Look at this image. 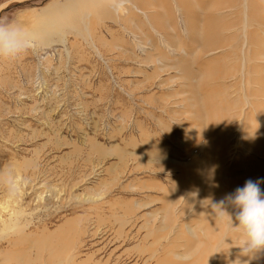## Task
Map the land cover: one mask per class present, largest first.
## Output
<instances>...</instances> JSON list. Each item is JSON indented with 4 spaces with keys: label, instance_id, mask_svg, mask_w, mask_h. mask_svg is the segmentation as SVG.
Returning <instances> with one entry per match:
<instances>
[{
    "label": "rangeland",
    "instance_id": "1",
    "mask_svg": "<svg viewBox=\"0 0 264 264\" xmlns=\"http://www.w3.org/2000/svg\"><path fill=\"white\" fill-rule=\"evenodd\" d=\"M65 1L0 0V22L32 36L0 57V174L13 181H0V264H264L241 253L235 208L233 221L213 205L264 180V23L246 0H191L192 14L152 0L132 16L124 0L105 16L83 0L70 25L53 7ZM206 147L207 185L193 168ZM61 225L58 255L40 252Z\"/></svg>",
    "mask_w": 264,
    "mask_h": 264
},
{
    "label": "clouds",
    "instance_id": "2",
    "mask_svg": "<svg viewBox=\"0 0 264 264\" xmlns=\"http://www.w3.org/2000/svg\"><path fill=\"white\" fill-rule=\"evenodd\" d=\"M31 46L32 36L25 27L15 21L0 22V57L14 58ZM261 183L264 180L248 179L243 187L236 188L234 193L213 203L218 214H228L232 220L233 214L228 211V206L235 208V224L245 235L244 243L240 246L241 253L249 257L264 252V192L260 188ZM177 259L186 262L191 255L186 253Z\"/></svg>",
    "mask_w": 264,
    "mask_h": 264
},
{
    "label": "bare ground",
    "instance_id": "3",
    "mask_svg": "<svg viewBox=\"0 0 264 264\" xmlns=\"http://www.w3.org/2000/svg\"><path fill=\"white\" fill-rule=\"evenodd\" d=\"M72 1H74V2H76V3H74V2H72ZM82 1L83 0H69V3L71 4V3H74L75 4V6H72L73 8L75 7V9H72V11H70V12H68V13H70V14H68V16H67V18H66V20H68L69 21V24L71 25V23L73 22V19H74V17L75 16H77L78 14H80V15H82L81 17H82V19H83V17L84 16H86V13H84V12H82V9L83 8H80L81 7V5L79 6V4L80 3H82ZM85 1H87V0H84V2ZM92 2L91 4H92V7L94 8V10L93 11H95V9H97L100 13H102L104 16H105V13H108V15H111L112 14V8H113V10H114V6H115V4L116 3H119L120 2V0H88V2ZM125 1H126V4H125ZM155 1V0H154ZM157 1V3H158V0H156ZM162 1V0H161ZM179 3L177 4L179 7H180V9L183 11V10H185V11H187V12H189V14H192V12L193 11H198V5H197V3H194V4H192L191 2V0H177ZM194 1V0H193ZM147 2H149L150 4H148ZM196 2V1H195ZM86 3V2H85ZM146 3V4H145ZM151 3H153V1L151 0H124V4H123V6H122V12L124 13V15H130V16H132L133 15V11H131L130 9H131V7H136V8H143V7H145V8H149L152 4ZM156 3V2H155ZM199 3H200V0H199ZM90 4V5H91ZM112 4H113V6H112ZM145 4V5H144ZM159 4V3H158ZM158 4H155V5H158ZM203 4V3H202ZM54 5V4H53ZM59 6V4H55V6H53V7H55L56 8V10H58L59 9V7H57V6ZM213 6L214 5H216V3L215 4H212ZM211 5V6H212ZM125 6V7H124ZM159 6V5H158ZM161 6L162 5H160V8L159 9H161ZM217 6V5H216ZM221 6V5H220ZM244 7H245V11L248 13H246L247 14V16L248 15H250L249 14V12H251L252 14H251V16H254V18L256 17V18H258L257 19V21H259V22H262V23H264V0H246L245 1V3H244V5H243ZM52 7V6H51ZM84 8H85V6H83ZM165 7V6H164ZM66 8H68L69 10L71 9V7L69 6V7H66ZM93 8H91V9H93ZM158 8V7H157ZM215 8V7H214ZM81 10V11H78V10ZM163 9V8H162ZM165 9V8H164ZM105 10H107V11H105ZM85 11V10H84ZM92 11V10H91ZM76 12V13H75ZM133 12V13H132ZM67 13V12H66ZM75 13V14H74ZM89 13V12H88ZM158 13V12H157ZM154 14L153 15V17H154V20H153V22L155 23V25H157L158 24V26L160 25V18H161V16H160V18H158L159 16H158V14ZM185 13V12H184ZM71 14H74V15H71ZM114 14H115V17L116 18H118V15L114 12ZM132 14V15H131ZM160 14V13H159ZM64 15V14H63ZM71 15V16H70ZM193 15H194V13H193ZM42 18H44V13H43V17H41V19ZM65 19V18H64ZM75 19H76V17H75ZM77 19H79V18H77ZM124 19H127V17H124ZM123 19V20H124ZM192 19V18H191ZM195 19V18H194ZM160 20V21H159ZM124 21H126V20H124ZM245 21H246V19H245ZM75 22H76V20H75ZM83 22V21H82ZM162 22V21H161ZM211 22H212V24H214V23H216V21H214V20H212L211 19ZM220 22V21H219ZM248 21H246L245 23H247ZM92 23H94V20L92 19V21H91V25H92ZM204 23H208L207 21L205 22L204 21ZM81 23H80V21H78V23L76 24V25H74V27L76 28V27H78L79 29H80V25ZM189 24H196V21L195 20H190L189 21ZM220 24V23H219ZM40 27H41V25H40ZM39 27V28H40ZM77 28V29H78ZM91 30V32L93 31L92 29H90ZM90 30H89V28H87L86 29V32H88V34L89 33H91L90 32ZM245 31L247 32V30L245 29ZM41 32H43V31H40V33ZM38 34H39V32H37V36H38ZM39 36H41L42 37V39H43V41H45L46 43H48L49 41L47 40V39H45V38H43V34L42 35H40L39 34ZM90 37H92L91 39H92V41L94 40V38H93V36H92V33H91V35H89ZM245 36V35H244ZM53 40V38H52V36L50 35V41H52ZM99 41V40H98ZM94 42V41H93ZM95 43V42H94ZM49 44V43H48ZM43 45V44H42ZM47 45V44H46ZM186 70V69H185ZM188 71V70H187ZM209 72V71H208ZM208 72L206 71L205 72V74H204V78L203 79H205V80H208L209 79V77H210V74H208ZM202 80V79H201ZM262 82H263V86H264V80H262ZM201 84H202V86L204 87V86H206L208 83H206L205 81H201ZM200 84V85H201ZM264 91V90H263ZM212 96H214V95H212V93H210L209 95H206L205 96V99H204V102L207 104V105H209V108H211L212 106H213V98H212ZM211 106V107H210ZM215 106V105H214ZM214 109V112L213 113H210V112H208L209 114V116L207 117V124H208V127H209V125H212L211 126V128L209 127V130L210 129H212L215 125H214V117L216 116L215 115V113L216 112H219V110L215 107V108H213ZM212 146V145H211ZM210 152V148L209 147H206L205 148V151L203 152V154H204V157H199L198 158V160L197 161H195L194 160V163H193V168L195 169V175H202V177H203V179H204V181H205V185H207L209 182H210V178H211V176H212V173H214V168H213V164L212 163H214V162H212L211 161V157H208V158H210V159H208L207 158V156H209L208 155V153ZM203 163V166H204V168H203V171L201 172V170L199 171L198 169H197V167L196 166H194L195 164H200V163ZM5 174V176H3V173H1L0 174V181H2V183H4V185H6V187H8V188H11V185H12V179L10 178V177H7V174L8 173H4ZM15 179H16V177H15ZM14 179V180H15ZM66 224V223H65ZM65 225H61V226H59L55 231H53V232H51L50 233V235H47L46 236V238L44 237V238H40L39 240H38V249L40 250V252H43V251H48V252H50V251H53L54 250V252H55V255H58V251H57V249H55V248H62V247H64V240L61 238V237H59V241L58 242H56L54 239L57 237V236H60V235H64V233L66 232V234H68L69 233V230H71V228H65L64 227ZM74 232V231H73ZM72 232V233H73ZM65 237V236H64ZM61 238V239H60ZM58 240V239H57ZM66 241V240H65ZM67 246V245H66ZM59 250V249H58ZM60 251V250H59ZM51 253V252H50ZM69 255V254H68ZM55 257V256H54ZM58 257V256H57ZM56 257V258H57ZM55 258V259H56ZM59 259V258H58ZM49 260H51V259H49ZM51 262V261H50ZM49 262V263H50ZM52 264V263H51ZM70 264H75L74 263V261H71V263ZM76 264H80V263H77L76 262Z\"/></svg>",
    "mask_w": 264,
    "mask_h": 264
},
{
    "label": "crops",
    "instance_id": "4",
    "mask_svg": "<svg viewBox=\"0 0 264 264\" xmlns=\"http://www.w3.org/2000/svg\"><path fill=\"white\" fill-rule=\"evenodd\" d=\"M11 1H14V0H11ZM19 1H22V0H19ZM72 2H74V1H72ZM74 3H76V2H74ZM58 4H59V6H58L59 9L58 10H59L60 13H62L61 15L66 14V12L68 13V12L72 11V10H69L68 8H66V7L70 6L72 8V6H75L74 4H70L69 0H66L65 2H60ZM2 7H4V6H2ZM38 27H40V26H38Z\"/></svg>",
    "mask_w": 264,
    "mask_h": 264
}]
</instances>
